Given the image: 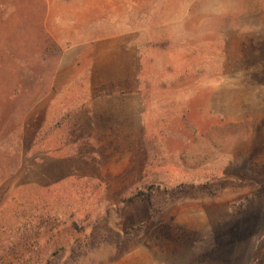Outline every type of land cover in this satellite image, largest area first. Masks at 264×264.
Masks as SVG:
<instances>
[{
  "label": "rangeland",
  "instance_id": "1",
  "mask_svg": "<svg viewBox=\"0 0 264 264\" xmlns=\"http://www.w3.org/2000/svg\"><path fill=\"white\" fill-rule=\"evenodd\" d=\"M40 239L264 264V0H0V264Z\"/></svg>",
  "mask_w": 264,
  "mask_h": 264
},
{
  "label": "trees",
  "instance_id": "2",
  "mask_svg": "<svg viewBox=\"0 0 264 264\" xmlns=\"http://www.w3.org/2000/svg\"><path fill=\"white\" fill-rule=\"evenodd\" d=\"M134 198L135 199L138 198V195L132 196V201L135 200ZM146 200H148L152 203L150 197H147ZM40 217L43 219V217H44L43 214H41ZM55 226H56L55 221L52 223L50 221V218H48L47 222H46V227L49 229L47 231H49V232L53 231L55 229ZM38 228L42 229L43 226L41 225V227H38ZM31 248H34V250L37 251L38 255H37V258H35V259L31 258V257L27 258V256H28L27 253L31 252V250H30ZM89 250H86L85 252H88ZM22 252L24 253L23 258L20 259L19 262L24 261V264H55L52 260L49 259V257H47L45 255V251H44V247H43V244L41 242V239L38 241L35 240L33 245H30L29 243L24 244V246L22 247ZM82 254H85V253H82ZM10 264H11V261H10ZM56 264H58V263H56Z\"/></svg>",
  "mask_w": 264,
  "mask_h": 264
},
{
  "label": "crops",
  "instance_id": "3",
  "mask_svg": "<svg viewBox=\"0 0 264 264\" xmlns=\"http://www.w3.org/2000/svg\"><path fill=\"white\" fill-rule=\"evenodd\" d=\"M95 47V46H94ZM94 52H96V54L94 55L95 59L93 60L92 63H104L106 60L108 61L107 56L105 57L106 51H104V49L102 48V50H99V48H95V50L92 51V53L94 54ZM76 53L77 52H69V49H66V51H64V60H70V62L72 61L73 63H75V59H76ZM66 61V63H67ZM68 62V63H70ZM109 62H111L109 60ZM124 63H126V60L124 61ZM128 63H130V56L128 57Z\"/></svg>",
  "mask_w": 264,
  "mask_h": 264
}]
</instances>
